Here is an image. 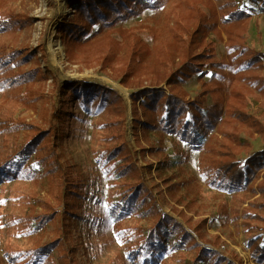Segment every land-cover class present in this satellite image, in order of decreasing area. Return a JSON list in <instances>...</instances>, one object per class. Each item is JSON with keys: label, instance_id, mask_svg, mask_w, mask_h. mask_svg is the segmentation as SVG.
<instances>
[{"label": "trees", "instance_id": "trees-1", "mask_svg": "<svg viewBox=\"0 0 264 264\" xmlns=\"http://www.w3.org/2000/svg\"><path fill=\"white\" fill-rule=\"evenodd\" d=\"M238 2L222 6H215L213 0L67 2L74 10L72 18L60 31L67 59L74 61L77 56L84 57L89 52L93 57L89 61L99 64L102 71L109 67L115 73L109 78L121 85L129 87L128 80L132 77L139 81L129 90L135 145L142 157L147 149L155 158V178L165 186L170 200L187 213L196 212L193 207L198 202L199 181L219 193L234 195L249 191L254 195L255 190L250 186L260 178L261 181L264 179V173L260 176L264 170V148L252 151L250 144L255 136L264 140V125L247 113L248 90L238 84L247 80L243 74L256 66L254 64L264 66V55L248 49L242 34L233 36L236 27L246 32L252 10L256 8L264 13V0H247L240 3L242 7L237 5ZM147 10L154 13L150 18L152 22L158 17L152 26L140 30L124 27L129 20ZM16 17L0 16V33L13 31L29 22L25 17L21 20ZM141 32L153 37V49L142 41ZM222 32L227 36L226 59L218 60L217 48ZM120 51H123L122 55H119ZM37 53L42 60L46 58L42 45L33 51L0 46V93L4 94L0 103V135L18 131L20 126L32 131L21 145L6 154L0 152V186L18 180L35 184L37 180L48 179L51 183L50 202L37 201L44 210L40 214L35 212V205H29L23 217L3 215L2 223L7 229L18 227L14 234L35 238L28 248L4 250L3 257L6 264H77L74 258L77 251L71 247V241L81 249V255L87 254L85 233L102 230L105 222L103 214L91 208L99 204L91 177L74 172L72 166L66 169L59 162V132L62 134L63 122L69 118L65 112L71 108L80 105L87 111L92 99L99 98L101 103L106 93L121 96L111 85L88 79L65 78L62 83H57L46 61L44 73L37 68L23 71L22 67ZM119 60L123 62L117 69L113 64ZM47 77L57 84L56 92L64 97L65 106L59 113L56 106L51 110V117H56L61 127L52 119V123L49 121L43 129L29 125L15 115L21 106L26 108L18 105L19 102H31L32 86ZM206 77H214L216 82L210 85L204 81L199 93L193 97L180 88L192 78L200 82ZM141 80L148 83L143 84ZM161 82L171 86L169 95L153 88ZM229 120L232 122L228 123ZM221 124H228L227 129ZM167 138L183 146L181 149L174 147L169 155ZM118 140L117 145L103 150L100 158L103 167L107 166L105 172L118 180L116 196L106 205V216L114 224L130 218L144 222V225L131 228L130 234L125 233V238L129 235L126 257L130 264H161L164 256L175 252L192 253L187 264H234L220 252L207 250L189 234L188 230L204 242L201 232L204 220L201 226H194L181 208L170 207L187 229L160 209L141 179L124 129L118 134ZM142 143L147 145L146 148ZM193 151L200 153L199 181L186 170L188 156ZM151 168L148 164V175ZM151 179L153 181V177ZM263 185L261 182L256 185L261 197ZM154 187L159 188L157 183ZM162 202L168 204L165 199ZM261 221L264 222V200L249 201L241 211V223L248 236L247 248L256 264H264V224H257ZM52 222L56 223L53 230L57 235L43 240L47 224ZM219 242L215 235L208 243L215 248L227 246L226 243L218 245Z\"/></svg>", "mask_w": 264, "mask_h": 264}, {"label": "rangeland", "instance_id": "rangeland-1", "mask_svg": "<svg viewBox=\"0 0 264 264\" xmlns=\"http://www.w3.org/2000/svg\"><path fill=\"white\" fill-rule=\"evenodd\" d=\"M239 7L241 2L245 3L247 0H213L215 6H222L227 3L237 2ZM68 0H0V16L3 18L16 17L21 20L23 17L29 19L27 25L19 26L13 31L0 33V46L12 49H29L35 50L41 45L45 49L46 58L42 60L40 53L31 58V61L23 66V71L35 70L36 68L44 73V62L52 68L57 83H62L65 78H72L78 80H92L97 83L111 85L118 91L121 98L114 97V95L106 93L102 96L101 103L92 99L88 102V110L85 111L82 106L77 105L71 110L65 112L69 115L68 120H64L62 129L59 132L60 139L57 141V153L59 162L66 169L72 166L73 171L77 173H84L91 177L94 181L96 197L99 199V204L93 205L91 208L103 214L104 225L102 230L93 229L89 233H85V243L88 247L87 254L81 255V249H77L76 244L71 241V247L77 251L74 258L77 264H130L127 259V240L125 233L130 234L129 230L141 225L143 221H138L136 218L127 219L119 224H114L106 215V205L111 199L116 196V185L118 180L109 176L105 172L106 167H103V161L100 158V153L105 149H110L119 143L118 134L124 129V136L129 145L135 164L137 165L141 179L152 193L153 198L159 205L160 209L174 217L180 224L189 229L184 221L173 214L170 207L181 208L190 218L191 224L194 226H201V221L204 220L203 230L204 242H201L197 235L188 230L189 234L197 240L207 250H216L225 257L233 260L234 264H256L255 259L251 256L246 245L247 235L244 232L241 223V211L244 209L249 201L263 199L257 191V183H264L261 178L250 187L254 188L255 193L246 191L240 194H226L219 193L203 185L198 178V167L200 160V153L193 151L189 154V160L186 165V170L199 181L198 202L195 203L193 209L195 213H187L183 207H178L167 196L165 186H163L157 178H155L154 168L156 160L151 156L148 150H145L144 157H142L139 148L135 145L133 135V118H132V101L129 96V90L137 86L139 81L136 78H130L128 85L124 86L111 78L109 75H115L108 67L107 71H102L99 64L89 61L92 57L91 53L84 55V57L77 56L72 60L67 59L66 46L61 38L60 31L64 23L72 18L73 8L67 4ZM252 17L246 32L241 31L238 27L235 28L233 36L243 35L245 44L248 49L253 52H260L264 55V13H261L256 8L251 11ZM164 13V12H163ZM152 11H144L139 17L129 20L124 24V27H137L138 30L142 27L152 26L158 17H155L152 22L150 18L153 17ZM162 19V15H160ZM160 19V20H161ZM142 41L153 49V37L146 32L140 33ZM220 38L222 39L217 48V59L225 60L226 51L225 45L227 36L222 32ZM58 43L63 51V60L61 63H54L50 56L48 47L51 43ZM156 43V42H155ZM157 44V43H156ZM150 53L153 52L150 50ZM120 51L119 55H122ZM89 61V62H88ZM88 62V63H87ZM122 60L116 61L113 66L120 69ZM253 68L246 70L243 74L247 76V80L241 81L238 84L244 86L247 90V106L246 111L252 118L257 119L264 125V66L258 67L254 64ZM264 65V62H263ZM174 68V65L173 67ZM227 74V72H226ZM235 74L233 75V81ZM237 79V78H236ZM214 77L208 79L204 78L200 82L192 78L187 83L181 84V89L185 91L190 97L195 96L201 90V84L205 81L208 84L215 83ZM143 84H146L145 80ZM236 83V82H235ZM56 85L52 82L51 77H47L45 81L35 83L32 86V100L19 102L18 105H25L26 108H19L15 118L22 119L29 125H36L45 129L48 122H56L59 127L60 122H57L56 117H51V110L56 106L57 112L65 106L63 96H59L56 92ZM121 87L124 91H121ZM163 94L169 95L171 86L166 82H161L156 87H153ZM249 94V96H248ZM4 94L0 93V103ZM143 100V99H142ZM205 101L206 98L204 97ZM99 102V106L97 103ZM129 104V105H128ZM138 107V104L136 105ZM139 111V108H138ZM231 123L232 121H227ZM56 124V126H58ZM223 129H227L228 124H221ZM69 127V128H68ZM32 135L29 127H19L18 131H11L0 135V152L6 154L14 147L23 143L26 138ZM62 135V137H61ZM220 139V138H219ZM252 151H258L264 148V140L255 136L250 140ZM146 148V144L142 143ZM182 143H174L171 138L166 140V152L171 155L174 147H181ZM244 159L245 157H243ZM148 164L152 165L151 174L148 175ZM174 170H172L173 172ZM264 170L260 173V176ZM153 177V181L152 178ZM157 183L159 188H155ZM264 186V185H263ZM50 187L51 183L48 179L35 182L31 181H13L8 184L0 186V264L5 263L3 257L4 250H11L14 248H28L34 242L35 238L32 236H19L14 234L18 227L7 229L3 223V215H13L23 217L25 211L29 207L35 205V212L41 213L42 205H38L37 201L49 203L50 202ZM254 196V197H251ZM195 196L193 195V199ZM165 199L168 204L162 202ZM30 202V203H29ZM33 202V203H31ZM36 202V203H34ZM53 203V201H52ZM236 212V214H235ZM237 215V219H236ZM254 223V222H253ZM55 222L47 224V234L43 240H49L56 237L57 233L53 230ZM260 226L264 224L263 221L257 223ZM4 227V228H2ZM127 229V230H126ZM218 236L220 244L226 243L227 246L220 245L215 248L208 242L212 241V236ZM80 251V252H78ZM56 252L53 253L55 258ZM192 257L190 252H175L169 256H164L161 264H187L186 261ZM47 264V263H45ZM56 264V263H55Z\"/></svg>", "mask_w": 264, "mask_h": 264}, {"label": "bare ground", "instance_id": "bare-ground-1", "mask_svg": "<svg viewBox=\"0 0 264 264\" xmlns=\"http://www.w3.org/2000/svg\"><path fill=\"white\" fill-rule=\"evenodd\" d=\"M48 51H49V56L54 63L56 64L61 63V61L63 60V51L61 46L57 42L51 43L48 47ZM117 87L120 88L121 91H124L121 87L119 86Z\"/></svg>", "mask_w": 264, "mask_h": 264}]
</instances>
